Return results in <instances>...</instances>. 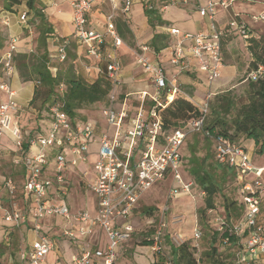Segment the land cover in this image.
Wrapping results in <instances>:
<instances>
[{
	"label": "built area",
	"instance_id": "obj_1",
	"mask_svg": "<svg viewBox=\"0 0 264 264\" xmlns=\"http://www.w3.org/2000/svg\"><path fill=\"white\" fill-rule=\"evenodd\" d=\"M66 1L72 9L73 38L87 47L89 58L105 62L103 74L112 91L100 110V126L91 121L73 124L64 111L52 106L47 114V128L42 130L40 126V130L32 134L23 132L17 118L16 94L10 86L15 72L13 58L18 51V40L15 36L9 38L0 58V92L6 96L4 101H0V143L4 138L11 142V165L22 168L24 177L22 185L18 186L11 176H0V209L4 224L14 229L30 225L34 234L28 248L19 251L21 264H46L48 255L56 250V240L42 229L43 223L51 219L61 221L59 237L77 245L72 264H115L125 244L132 238L134 226L131 218L137 203L158 181L170 174L177 187L169 190L166 204L159 212L157 231L149 238L152 241L150 251L161 253L165 229L162 218L169 211L168 204L180 193L190 194L195 187L192 181L182 179L180 168L183 158L181 147L188 134L196 133H201L213 144L215 160L232 168L239 181V198L245 208L243 219L234 225L226 224L221 216L214 220L216 231L224 236L220 239L222 247L229 245L230 238H236L233 264H264V224L259 222L264 200L262 170L254 168L245 148L205 130L213 94L208 93L202 102L194 104L200 112L198 119L187 123L184 130L164 134L160 111L174 98L182 96V92L176 78L168 77L161 65L149 58L147 45L139 46V51L133 54L135 64L149 76L152 92L122 99L117 94L121 72L117 50L125 44L116 31L114 19L116 12L126 18L134 0H121L120 5L117 0ZM235 1L208 0L198 8V15L212 23L211 35L199 32L181 36L177 29H170V36L174 39L170 48V64L184 72L189 67L190 57L197 62L198 71L206 75L209 85L218 80L224 68L221 50L224 39L239 36L246 42L253 36L246 23L238 17L223 29L213 25L217 10L225 9ZM98 2H107L110 7L105 15L103 32L87 28L88 14ZM140 3L145 10L159 12L168 6L185 5L187 0H140ZM16 14L18 24L30 30L28 11ZM250 19L264 24V12ZM0 22L2 26H9L6 17L0 18ZM48 42L56 50L55 55L49 54L50 62L63 64L67 60L69 39L53 35ZM50 70L53 74L57 71L55 67ZM261 79H264L262 66L246 76V81L250 82ZM131 99L136 102L135 106ZM93 146L96 147L94 152L91 151ZM92 155L94 160L89 163ZM81 165L92 170L93 178L85 185V192L95 197L94 215L87 206L71 213L67 205L70 190L66 172ZM250 175L254 176L253 181H248ZM81 176L85 178L86 173ZM2 191L8 195L7 205L2 204ZM19 194L25 209L16 202ZM199 195L204 194L200 192ZM73 224L78 225L77 229L72 228ZM96 229L103 234L104 243L86 245ZM201 237L196 228L192 240L198 242ZM169 241L175 247L183 244L181 236H171ZM163 264L172 262L166 260Z\"/></svg>",
	"mask_w": 264,
	"mask_h": 264
},
{
	"label": "trees",
	"instance_id": "obj_2",
	"mask_svg": "<svg viewBox=\"0 0 264 264\" xmlns=\"http://www.w3.org/2000/svg\"><path fill=\"white\" fill-rule=\"evenodd\" d=\"M0 3L3 11L13 13V8L20 6L22 0H0ZM38 5L37 0L26 1L28 13L32 15V18L29 19V24L34 29L36 28L38 33L37 46L34 47L31 53L15 54L13 58V64L21 80L35 83V85L33 84L34 90L31 101L26 108L19 109L17 113L21 130L30 134L39 131L40 123L48 120L47 114L52 106H58L64 111L73 124L84 122L85 120L79 116L78 112L95 104H101L103 107L112 91L111 84L105 78L100 77L93 82H87L80 74L75 73L73 64H70L65 70H61L58 68L60 64L50 62L48 54L50 47L47 41L54 35L53 29L43 14L42 8ZM143 13L150 29L154 30L156 27L164 25L157 10L149 11L143 9ZM114 23L116 31L122 40L125 41L127 38H132V33L125 18L118 15L115 17ZM163 41H166L164 35L155 34L150 46L158 50L157 44ZM246 43L247 51L252 59L248 67L249 73L255 71L259 66L264 67V33L253 35L246 40ZM6 46L7 37L3 33L0 22V58L6 50ZM36 49L38 52L34 54ZM53 67L57 69L55 74L50 70ZM247 82L249 88L247 103L241 104L239 107L230 98V94L214 96L215 98L209 102L211 114L206 122L205 130L212 134L223 136L243 148L245 147L242 141H252L255 154L261 156L264 155V79L257 82ZM61 87H64V90L59 92ZM132 104L136 105V102L132 100ZM42 111L46 113V118L41 116ZM30 114L36 115L35 120H30ZM160 116L163 124V133L170 134L179 129L184 130L187 123L199 118L200 112L192 102L185 97L178 96L165 109L160 111ZM189 163L191 165L189 174L193 179L192 181L199 191L204 194V207L200 210L201 222H203L208 211L215 210V197L219 195L223 199L221 217L226 224H238L243 219L245 211L244 205L238 196V191L237 200L228 198L223 193L224 184L227 180H234L235 182V171L226 165L219 164L214 158L212 148L203 157H198L191 152ZM12 169L13 174L11 177L21 186L24 170L13 166ZM160 209L155 207L144 208L142 210L143 218L146 220H157ZM137 210L133 211V215L136 214ZM259 222L263 223L260 218ZM205 223L208 227L210 243L209 248L202 252L200 260H204L209 264H233L236 238H230L229 245L223 248L220 239L224 236L219 235L210 220L205 221ZM147 229L148 232L144 233L146 237L139 244L140 247L137 248L151 252L152 241L149 238L156 233L157 228L151 226ZM164 237H166L170 249L172 264H199V260L195 257V250L190 244L183 243L175 247L170 243L167 234ZM131 241L132 238L125 244L123 251L129 246ZM217 241H219L221 250L228 252L225 258L221 257L220 253L222 252H219L214 247ZM2 249L12 253L15 246L12 243ZM2 254L0 253V256ZM137 261L141 264L161 263L158 259L157 262H154L153 255L148 256L147 259L141 256L137 258ZM14 264H19V262L17 263L14 260Z\"/></svg>",
	"mask_w": 264,
	"mask_h": 264
},
{
	"label": "crops",
	"instance_id": "obj_3",
	"mask_svg": "<svg viewBox=\"0 0 264 264\" xmlns=\"http://www.w3.org/2000/svg\"><path fill=\"white\" fill-rule=\"evenodd\" d=\"M26 1L27 0H22L20 6L14 7L13 13L3 11L0 3V18L6 17L9 20V26H2V30L4 35L7 37V42L12 36H15L17 38L18 51L16 54H28L31 53L34 49V28L31 27L30 30L24 29V27L18 24V14H16L17 12L27 10ZM207 1L208 0H187V4L185 5L166 7L165 9L159 11V15L164 22V25L158 26L154 30L150 29V27H148L147 25L140 0H134L130 12L125 18L126 20H129L127 21V25L132 33V40H134V36L139 37L141 35H144V41L149 47V58L152 61L159 63L168 77L176 78L182 92V96H187V98H189L190 100L201 102L204 100L205 96L208 93L215 95L220 88L231 84L232 80L237 74L238 69L236 67L234 58L232 57V59H229V61L225 63V55L229 54L230 56H233L236 53L235 49H237V47H241L240 50L242 51L244 60L246 62L245 68L249 67V63L252 60L250 54L247 51V43L243 39H240V42H238V44L236 43L237 47L232 45V41L235 37L231 36L224 39L221 45L224 68L222 69L221 77L214 82L217 84L213 90L211 89L212 85H209L206 81V75L198 71L197 62L194 59L188 57L189 67L184 72H179L177 68L170 64V48L172 42L174 41L173 37L170 36V29H177L180 32L181 36H184L186 34L192 35L199 32L205 33L207 35H211L213 33L211 21L198 15V8L205 5ZM37 2L39 4L38 6L42 8V12L45 15L47 21L52 26L53 34L62 38L69 39L67 60H70L71 63L76 66V68L77 66L81 68V76L87 82H93L100 77L104 78L103 73L105 71V67L103 66V63L105 62H95L91 58H89L87 55V47L80 44L76 39L73 38L74 28L72 24V9L69 2L66 0H37ZM117 3L120 5L121 0H117ZM103 9H107L108 11L106 13H103L102 15L99 14V11ZM109 10L110 7L107 2H98L88 14L87 28L97 32H103L105 15L108 14ZM262 12H264V0H236L229 7L225 9L219 8L217 10L214 16L213 25L217 29H223L231 20L238 17L241 21L246 23V25L252 32V35L256 36L264 33V24L254 23L251 21L250 17L253 15H258ZM118 15L120 14H116L115 17ZM28 16L30 19V14H28ZM155 34H162L166 37V41L157 44L158 50H155L150 46L151 40ZM122 41L125 42L124 40ZM187 43L188 42H186L185 44ZM49 47L51 48L50 44ZM123 50H125L124 46L120 47L117 50V57L119 58L121 63L120 86L121 88H126V92L124 93V95L133 98L144 92L151 93L153 89L149 76H147L135 64L134 60L132 63H130V65H127L126 62H128V59L123 58ZM48 54H50L49 51ZM98 70H101V72H98ZM77 74H79V72ZM198 81H201V83H199ZM10 86L16 94L15 99L18 109L26 108L31 101L34 85L31 82L20 81L18 72L15 67V72L12 76ZM5 98L6 96L0 92V101H4ZM242 142L246 151L250 154L251 159L254 160V143L252 141ZM210 146L211 148L213 147V144L211 142ZM12 149L13 147L11 142L7 138H4L0 143V176L7 177L13 174L11 165ZM95 149L96 147L93 146L91 151L94 152ZM256 156H258L260 164L253 165L252 161L251 163L255 169L262 170L261 179L264 183V155ZM93 160L94 156L92 155L89 157V163L93 162ZM5 164L10 165L9 172L4 171L3 166ZM84 172L86 173L85 178L81 176V174H83ZM66 177L70 192L75 191L80 194L82 201V206L77 207V205H74L71 198V193L69 192L67 205L71 213L81 211L87 206L91 215H94L96 203L92 199L91 201H89V195L85 192V185L88 183V180L91 181L93 178L91 168L81 165L77 169H68L66 172ZM251 177L254 176L250 175L247 179L250 180ZM1 200L3 205H7L9 198L6 191H2ZM19 203L20 204L18 205L21 208L25 209V205L21 196ZM138 208L139 206H136L135 210ZM148 222L150 221L148 220L147 223ZM3 226L5 227L4 230L0 228V253H3L2 256H0V261L4 260L7 262V264H14L15 260L17 263L19 262V264H21L19 259V251L22 249H27L31 242L34 240V234L31 231V227L30 225H26L21 228L14 229L4 223ZM61 226V221L59 219L48 220L42 225L43 231L50 237L55 239L56 244L57 242L62 243L60 249L51 252L54 253L55 260L52 259L50 253L46 259V264H65L62 252L67 249H69V251L71 252V256L68 258V261L69 264H72V257L77 253L78 249L75 243L63 240L59 237L61 233ZM77 227V224L72 225V228L74 229H77ZM16 231L18 232V235L16 238H14V233ZM15 240H17V242L15 243H18L15 246L16 250L13 249L12 253L11 251L2 250L3 247L1 246H9ZM97 242H99L100 245L104 243L103 234L98 229H96L94 235L91 236V238L86 242V245H94Z\"/></svg>",
	"mask_w": 264,
	"mask_h": 264
},
{
	"label": "rangeland",
	"instance_id": "obj_4",
	"mask_svg": "<svg viewBox=\"0 0 264 264\" xmlns=\"http://www.w3.org/2000/svg\"><path fill=\"white\" fill-rule=\"evenodd\" d=\"M137 9V8H135ZM108 10L103 9L99 11V14L106 13ZM116 14H120L119 12H116ZM115 14V15H116ZM32 18V15H30ZM129 21V20H127ZM35 30V37H34V47L37 46V37L38 33ZM144 35H141L139 37L134 36V40L132 38H127L124 42L125 46L122 54L123 58H127L128 62L126 64L130 65V63L133 62L134 59V51H139V46L141 45H146V42L144 41ZM240 37L235 36V38L232 41V45L237 47L238 42H240ZM237 43V44H236ZM241 47H237L236 53L233 56H230L229 54L224 56V61L227 63L229 59H232V57L235 60V64L237 67V74L235 75L234 79L232 80L231 84L228 86L222 87L219 89V91L215 95H223V94H230V98L234 101V103L239 107L241 104L247 103V99L249 96V88H248V82L246 81V76L248 73V68H245L246 62L244 60V56L242 54V51L240 50ZM37 49L35 50L34 54H37ZM49 52L51 55L56 54V50L54 48H49ZM71 63L70 60H67L65 63L58 65V68L61 70H65ZM103 66L105 67V63H103ZM125 66V65H124ZM74 71L77 74L81 75V68L79 66H74ZM140 74V72H139ZM19 80L21 78L19 77ZM201 83V81H198ZM35 85V83H32ZM217 83H213L212 85V90L216 87ZM64 90V87H61L59 92H62ZM121 90V91H120ZM121 92V93H120ZM126 92V88L119 86V89L117 91L118 96L122 99L125 95L124 93ZM213 95L210 99L212 101L215 97ZM184 97V96H182ZM132 100V99H131ZM193 104H199L201 101H193L191 100ZM133 106H135L133 104ZM102 105L101 104H95L85 110H81L78 112L79 116L83 118L85 121H91V122H96L99 126L102 125V118L100 115V110H101ZM210 110L209 114L207 116V120L210 118ZM31 115V121L35 120V114ZM41 116L46 118V113L41 112ZM228 118V117H227ZM29 120V122H30ZM46 122V121H45ZM40 126L42 130L44 128L48 127V123H40ZM239 142V141H238ZM210 141L205 138L201 133H196V134H188L187 138L185 139L182 147H181V154H182V165L180 168V175L184 181H192V177L189 174V169L191 167L189 160L191 156V152L195 153L198 157H203L206 152H210ZM254 160L251 159L253 165H258L260 164L258 156L255 155V152L253 154ZM251 158V156H250ZM3 169L5 172H9L10 165L5 164L3 166ZM254 177H251L250 180L248 181H253ZM90 182V180H88ZM193 182V181H192ZM194 183V182H193ZM238 185L239 181L238 178H235L234 180H227V182L224 184V190L223 193L231 199L237 200V191H238ZM177 187V184L173 183V178L172 175H168L167 178L158 181L148 193H146L140 201L137 203V206H139L136 214H134L131 218V223L134 225L135 231L132 234V241L129 244V246L122 252L120 257L118 258L116 264H141L138 263L137 258H140L141 256L144 258H148V256L153 255V260L154 262H157V259L160 264H163L166 260H170V249L168 246V243L166 241V237L163 238L162 242V249L161 253L159 254H153L152 252H148L146 250H141L138 249L137 247H140L139 244L144 240L146 237L145 234L148 232V227L154 226L158 228L159 225V218L157 220L155 219H149L151 223H147L148 220L143 218V213L142 210L144 208L148 207H155V208H162L164 204H166V198L169 190L171 187ZM194 189L190 194L186 193H180L175 200L170 202L168 204V209L169 211L163 216V223L165 225V229L163 231L164 235H168V238L171 236H181L183 243H188L190 246H192L195 250V257L199 260V264H209L204 260H200L202 252L207 250L209 248V243H210V237L208 235V227L205 223V221H211V223L214 225L215 218L217 216L222 215V205H223V199L221 196H216L215 197V210L209 213L207 212L206 217L204 218L203 222H201L200 219V210L204 207L203 203V196H200L199 189L196 187L194 183ZM237 188V190H236ZM71 198L73 200L74 205H77V207L82 206V201H81V196L75 191H71ZM89 195V201L95 200V197L90 193L87 192ZM86 195V194H85ZM239 196V192H238ZM84 199V198H83ZM16 202L20 204V196L18 195L16 198ZM1 219V216H0ZM261 221L264 223V205L261 210V215H260ZM3 221L0 220V228L2 230L5 229L3 226ZM198 229L199 232L202 234L201 239L198 242H194L192 239L195 236V229ZM145 233V234H144ZM18 235V232L16 231L14 233V238H16ZM17 240H15L14 246H16L18 243ZM61 242H57L56 245V250L61 248ZM4 247V246H3ZM214 247L217 248V250L222 253H220L221 257L225 258V255L228 253L226 250L222 251L221 246L219 244V241H217L214 245ZM4 250V249H2ZM8 251V250H7ZM57 252V251H56ZM63 258H64V263L69 264L68 258L71 256V252L69 249L64 250L62 252ZM52 259L55 260V255L54 253H51ZM151 260V259H150ZM0 264H7L6 261L2 260L0 261Z\"/></svg>",
	"mask_w": 264,
	"mask_h": 264
}]
</instances>
